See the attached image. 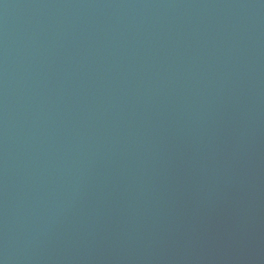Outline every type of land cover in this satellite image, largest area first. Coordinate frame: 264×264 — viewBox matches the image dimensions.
<instances>
[{
    "label": "water",
    "instance_id": "water-1",
    "mask_svg": "<svg viewBox=\"0 0 264 264\" xmlns=\"http://www.w3.org/2000/svg\"><path fill=\"white\" fill-rule=\"evenodd\" d=\"M0 264H264V0H0Z\"/></svg>",
    "mask_w": 264,
    "mask_h": 264
}]
</instances>
